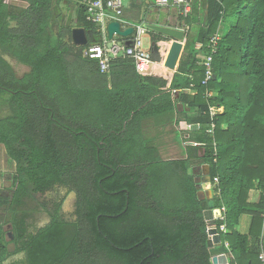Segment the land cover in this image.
I'll use <instances>...</instances> for the list:
<instances>
[{"label":"trees","instance_id":"1","mask_svg":"<svg viewBox=\"0 0 264 264\" xmlns=\"http://www.w3.org/2000/svg\"><path fill=\"white\" fill-rule=\"evenodd\" d=\"M64 1L0 0V145L14 165L13 193L0 196V213L7 214L0 221V261L8 256L3 226L36 201L50 221L16 238L15 253L26 258L14 264H211L221 254L229 264H260L264 0H207L201 18L193 5L187 17L179 14L188 30L169 87L137 74L126 58L102 73L83 56L99 42L98 26L78 0H66L76 2V27L88 40L73 45L72 27L60 16ZM225 18L235 23L211 55L210 39ZM160 50L155 74L170 78L168 46ZM208 56L212 76L204 83L199 62ZM6 57L29 71L18 76ZM211 107L222 113L211 118ZM179 116L199 129L182 157L165 160L155 137L173 134L181 143ZM195 163L209 167L211 182L217 179L211 200L197 198ZM57 189L75 194L73 219L64 218L61 198L39 202ZM256 190L260 199L251 204ZM221 208L225 220L215 225H225L226 233L214 247L203 213ZM243 214L252 216L247 235L235 230Z\"/></svg>","mask_w":264,"mask_h":264},{"label":"crops","instance_id":"2","mask_svg":"<svg viewBox=\"0 0 264 264\" xmlns=\"http://www.w3.org/2000/svg\"><path fill=\"white\" fill-rule=\"evenodd\" d=\"M206 1L207 0H192V5L194 7H196V10L194 12H195V14H198L197 16H199L200 18L203 16V13L205 12ZM191 9H192V7H191ZM178 16H179L178 9H176L175 7H172V6L157 7L155 5V0H123V20L128 25H125V24H119V25H120L121 30L123 31V30H126L128 28H133L132 26L143 25L146 22L152 21L154 24H161L163 26H168V27H173V28H181V29L187 31L188 27H186L184 24L180 25ZM234 23H235V21L232 20L231 18L230 19L229 18L223 19L222 23L219 24V27H218L217 32L215 34L218 33L221 38L225 37L226 34L229 32L230 27ZM79 29H82V28H79ZM97 30L99 32V29H97ZM106 30H107V28H106ZM133 34H134V29H133V33L128 37H120V36L114 35L112 37V39L121 42L125 46H129L131 44ZM152 35H156V34H152V33L147 32V34L145 35L151 44L153 42L161 41L160 39H158L157 41H152L151 40ZM156 36H159V35H156ZM159 37L161 38V36H159ZM107 38H108V33H107ZM168 42L169 43L165 44V45L169 46L170 41L168 40ZM159 43L161 45H164V44H162V42H159ZM83 47H85V46H83ZM162 49L163 48H161V50ZM161 50H159L160 54L158 55V54L151 53L150 48H149V50H148L149 53L154 54L155 58L158 61L154 62L155 64L153 65L154 66L153 69H151V72L145 76L161 78L167 82V87H169L175 73L173 72L170 78H165L161 75L155 74V70H154L155 67H159V64L161 62V60H160V59H162ZM6 60L11 62L10 61L11 59H9L8 57H6ZM201 62H203V61H201ZM201 62H199V65ZM12 66H13V64H12ZM13 67H15V66H13ZM20 68H21V70L25 71L23 74H25L29 71V69L27 67L18 65V69H20ZM209 94H211V93H209ZM207 97H209L208 94H207ZM210 109H220L219 110L220 114L222 113L221 108L211 107ZM186 111H188V109H186ZM177 119L180 121V124L184 122L187 126L195 125V124L190 125L187 122V120H185L184 117L179 116ZM196 126L198 127V125H196ZM173 128H175V127L173 126ZM198 129H199V127L197 128V130L191 131V130H187V129H182L180 127V131H182V132L178 133V139L181 141V143H176V141H175L176 137L173 134H171L170 137L168 136L169 138L168 137L165 138V136L161 133L162 131L161 132L159 131V133H161V134L159 136H156L155 139H156V144L158 145L161 157L165 160L176 159V158H164L167 152H171V153H174V152L178 153L179 152V154H181L180 157H182L183 156V146L188 145V144L191 145V140H194V138H195V135L193 134V132L198 131ZM157 133H158V131H157ZM165 141H166V143H164ZM201 151L202 150H200V152ZM204 165H206V164L195 163L191 168V173H192L193 169H196V167H201ZM13 171H14V165L10 164V162L8 161V158L6 156V151H5L4 147L2 145H0V188H1V181H2L1 178H2L3 174H9V176H11ZM200 175H201V170H200ZM194 176L197 177V175H194ZM213 195H214V193H213L212 187H211V194H210V197L208 200H211ZM259 199H260V191L259 190L250 192L249 197H248L249 203L256 204ZM208 211L209 210H206L203 213L205 221H206V219L212 217L211 213L213 212V209L211 210V213H206ZM251 222H252V216L249 214H243L239 217L238 224L235 227V230L240 235H247L249 233V230H250ZM227 244L228 243H225V248H227V246H226ZM224 255H226V254H224ZM19 257H21V256H19ZM227 259H228V257H227ZM10 261H11L10 259L7 260L5 258L4 261H2V262L0 261V264H10ZM228 263H229V259H228Z\"/></svg>","mask_w":264,"mask_h":264},{"label":"built area","instance_id":"3","mask_svg":"<svg viewBox=\"0 0 264 264\" xmlns=\"http://www.w3.org/2000/svg\"><path fill=\"white\" fill-rule=\"evenodd\" d=\"M79 4L85 8L87 21L92 22L98 26L100 32V40L98 43L87 46L83 51L85 58L96 60L99 64L100 71L107 72L109 70L110 62L118 58L130 59L133 62L135 71L141 76H145L151 72L150 68L155 63L151 61L149 51L143 49L142 38L147 34V31L142 25L132 26L134 34L132 37L131 44L129 46L123 45L121 42L107 38V25L111 22H117L119 24L128 25L123 20V0H78ZM157 7H168L172 6L178 9L181 16L187 17L191 13L192 0H155ZM220 35L215 34L209 42V48L211 49V55L216 52V44L220 40ZM211 56L200 63V65L206 68L204 83L211 79L210 72ZM209 96L211 94H208ZM216 109H210V116L213 117L216 114ZM212 129L209 133L212 134ZM196 146V144H193ZM217 183V179L211 182ZM264 198V190L261 192ZM220 216L216 221L224 222L225 209L221 208ZM262 227L264 228V214L262 215ZM217 235L219 233H226L225 225L216 227ZM211 241V238H209ZM228 247V245H226ZM264 248V245H262ZM258 260L260 264H264V252L262 251Z\"/></svg>","mask_w":264,"mask_h":264},{"label":"water","instance_id":"4","mask_svg":"<svg viewBox=\"0 0 264 264\" xmlns=\"http://www.w3.org/2000/svg\"><path fill=\"white\" fill-rule=\"evenodd\" d=\"M142 26L148 33L159 35L162 38H165L170 41L167 55L164 60V66L165 68L172 70L174 73H176L178 70L180 60L184 53L187 31L181 28H173V27L163 26L161 24H154L152 21L146 22ZM107 33L109 39H112L114 35L120 37H128L133 33V28H128L122 31L119 23L111 22L107 25ZM71 39H72V43L77 47L86 46L88 43L85 31L79 28H75L71 30ZM160 45L161 44L159 42H153L150 46V52L159 55ZM180 127L182 129H187L191 131L197 130L198 128L196 125L187 126L184 122L180 124ZM200 170H201V175H200ZM192 174L197 175V177H195V185L197 189L198 200H205V199L208 200L211 194V178L209 174V167L207 165L196 167V169L192 170ZM7 184L8 185L4 183V186L9 187L10 184L9 183ZM206 213H211V210H209ZM211 214L212 217L206 219V223L208 226L207 234L208 237L211 238V242L213 246L219 247L221 245V239L220 236L217 235L215 223H216V219H218L220 216V210L218 209L213 210ZM13 248L14 247L12 245L11 246L12 250L7 248V251L12 252ZM210 261L211 264H229L227 256L224 254L214 256L211 258Z\"/></svg>","mask_w":264,"mask_h":264},{"label":"rangeland","instance_id":"5","mask_svg":"<svg viewBox=\"0 0 264 264\" xmlns=\"http://www.w3.org/2000/svg\"><path fill=\"white\" fill-rule=\"evenodd\" d=\"M66 6H68V7H66ZM60 10H61L60 16H62V18L65 20L64 22L69 27H72V29L77 28L76 27L77 4L75 2H72L70 5H67V1L65 0L63 2V5H62ZM58 13H59V11H58ZM58 13H56V14H58ZM159 39L161 40L159 42H162L164 44L169 43L168 40L165 38L161 37ZM142 42H143V49L148 51L151 43L146 38V36H144L142 38ZM10 61H11V64H13V66H15L14 67L15 73L18 76H21L25 71L21 70V68L18 69V65L13 60H10ZM216 110L219 111L220 109H216ZM218 111H216V114H220V111L219 112ZM166 136H169V135H166ZM166 136H165V138H167ZM164 143H166V141ZM184 146H186V145H184ZM180 156H181V154H179V152L178 153L167 152L164 158H179ZM38 198H39L38 199L39 202H42V203H44L45 201H46V203H49L51 201V199L53 200V199L61 198L62 199L61 212L64 215V218L73 219V214H72L74 211L73 193H68L67 191H65L63 189H57V191H55V192H51V193L46 194L45 196H43V198L42 197H38ZM37 205H38V203L36 201H28V203L26 205L27 212L29 210H31V213L28 216V218H29L28 224L30 227H33L34 230L37 229L36 227H38L40 225L44 226L46 224V222L48 221V218H46L43 215V212L40 211V208ZM26 209H25V212H26ZM2 218H3L2 214L0 213V221ZM28 218H27V221H28Z\"/></svg>","mask_w":264,"mask_h":264},{"label":"flooded vegetation","instance_id":"6","mask_svg":"<svg viewBox=\"0 0 264 264\" xmlns=\"http://www.w3.org/2000/svg\"><path fill=\"white\" fill-rule=\"evenodd\" d=\"M11 176H9V174H3L2 178H1V188H0V196L1 197H4V198H9L11 197V194L13 193L12 191V181H11ZM4 183L6 185H8L7 183H9V187H5L4 186ZM48 194V193H47ZM73 197H74V211L72 214L75 213V204H76V196L75 194L73 193ZM42 203V202H40ZM3 210V208H2ZM28 213V212H27ZM2 214V217L3 219H1V222L3 223L4 222V219L6 218V213H3V211L1 212ZM43 215L48 218L47 214L45 212H43ZM42 215V216H43ZM14 218L17 219V222L16 220H14V223L13 224H5L3 226V232H4V241L7 243V246H6V250L7 248H9L10 250L11 249V246L13 245V251L12 252H8L7 251V260H11L10 261V264H14L15 262L17 263V261H20L21 263L25 261V255L24 254H17L15 253L16 251V246H15V240L18 236H21L23 235L24 233L27 234L28 232H34L33 228L30 227V230L27 228L28 227V222H29V218H28V221H27V216H26V212H18L17 214L14 215ZM49 218H48V221L46 222V224L49 222ZM21 222H23V224L21 225ZM31 223V222H30ZM45 224V223H44ZM45 226V225H44ZM43 226H38L36 227L37 229L41 228ZM21 256V257H19Z\"/></svg>","mask_w":264,"mask_h":264}]
</instances>
